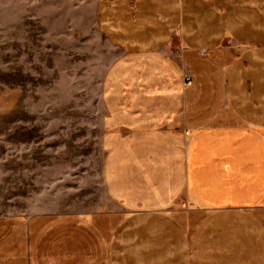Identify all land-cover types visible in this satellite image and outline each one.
<instances>
[{
  "label": "crops",
  "instance_id": "obj_1",
  "mask_svg": "<svg viewBox=\"0 0 264 264\" xmlns=\"http://www.w3.org/2000/svg\"><path fill=\"white\" fill-rule=\"evenodd\" d=\"M100 20L107 199L0 214V264H264V0H103Z\"/></svg>",
  "mask_w": 264,
  "mask_h": 264
},
{
  "label": "rangeland",
  "instance_id": "obj_2",
  "mask_svg": "<svg viewBox=\"0 0 264 264\" xmlns=\"http://www.w3.org/2000/svg\"><path fill=\"white\" fill-rule=\"evenodd\" d=\"M102 1L0 0V214L107 199Z\"/></svg>",
  "mask_w": 264,
  "mask_h": 264
},
{
  "label": "built area",
  "instance_id": "obj_3",
  "mask_svg": "<svg viewBox=\"0 0 264 264\" xmlns=\"http://www.w3.org/2000/svg\"><path fill=\"white\" fill-rule=\"evenodd\" d=\"M183 81L185 85H190L193 82V76L187 73L184 75Z\"/></svg>",
  "mask_w": 264,
  "mask_h": 264
}]
</instances>
